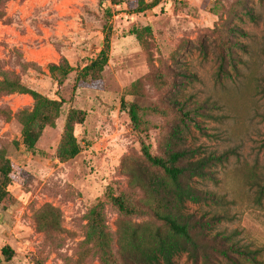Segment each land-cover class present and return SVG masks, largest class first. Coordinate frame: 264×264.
I'll return each mask as SVG.
<instances>
[{"label": "rangeland", "instance_id": "rangeland-1", "mask_svg": "<svg viewBox=\"0 0 264 264\" xmlns=\"http://www.w3.org/2000/svg\"><path fill=\"white\" fill-rule=\"evenodd\" d=\"M128 2L107 0L108 17L101 0H0V83L17 78L63 102L55 126L27 150L18 115L35 101L0 86V152L15 164L10 190L16 199L0 206V264H121L123 221L159 223L122 216L111 197L143 200L136 183V170L146 166L142 142L153 155L162 153L171 128L181 123L176 101L204 106L195 116L201 128L190 123L189 145L224 156L211 168L212 178L194 183L221 202L188 203L187 211L223 216L211 234L258 250L264 264V0H160L143 13H131ZM107 34L109 60L99 85L79 83L78 72L97 59ZM228 46L234 62L219 77ZM52 65L73 71L53 74ZM134 104L146 109L139 112V129L129 114ZM72 110L86 116L74 130L80 151L66 159L60 150ZM97 205L114 263L87 238V216ZM46 214L50 222L58 217L59 229L46 227ZM7 247L13 252L8 262ZM175 261L193 264L186 253Z\"/></svg>", "mask_w": 264, "mask_h": 264}, {"label": "trees", "instance_id": "trees-1", "mask_svg": "<svg viewBox=\"0 0 264 264\" xmlns=\"http://www.w3.org/2000/svg\"><path fill=\"white\" fill-rule=\"evenodd\" d=\"M107 0H101V5L108 17L112 16L111 8L105 6ZM160 0L146 2L133 0L129 3L131 13H143L159 4ZM229 47V46H228ZM228 53L220 55L218 75L228 74L227 64L234 62L231 47ZM110 36L105 37L104 48L96 60L78 72L77 81L97 87L101 81V73L109 60ZM52 73L60 71L67 76L73 71L69 65L51 66ZM1 90L6 93L30 95L35 106L32 110H23L18 119L22 129V144L27 150H33L47 127H54L60 116L62 100L45 96L42 93L25 86L17 78H5L0 83ZM178 111L182 113L181 123L173 126L169 132L165 148L160 155H153L146 142H142V153L146 166L136 170L137 187L142 191L143 200L136 201L126 195L112 196V205L124 217L148 216L159 223L153 228L147 223L129 225L123 221L119 229L120 245L118 256L121 264H176L175 258L186 253L193 264H244L251 261L263 264L258 260L259 251L249 250L221 234H211L214 226L223 220V216H197L187 211L188 203H220L215 194L204 192L195 186L196 179L212 178L211 168L223 162L224 156L203 154L199 148L188 143L192 126L201 128L195 116L203 113L204 106L196 103L189 107L175 102ZM145 108L134 104L129 109L131 121L136 129L141 126L139 112ZM157 111V110H154ZM86 113L80 110L70 111L65 127V140L60 155L62 158H74L80 148L76 142L74 130L83 124ZM15 164L0 152V206L8 208L15 202V196L10 187L14 183ZM50 215L41 217L47 221L46 227L51 231L59 229L57 216L50 222ZM87 238L93 240L105 260L115 262L112 240L108 232L102 207H93L87 216ZM6 261L13 255L11 248L3 250Z\"/></svg>", "mask_w": 264, "mask_h": 264}]
</instances>
